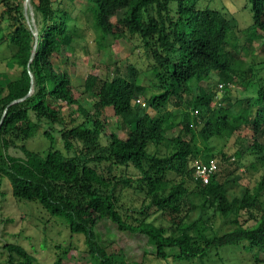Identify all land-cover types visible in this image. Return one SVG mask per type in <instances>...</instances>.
Listing matches in <instances>:
<instances>
[{
  "label": "trees",
  "instance_id": "obj_1",
  "mask_svg": "<svg viewBox=\"0 0 264 264\" xmlns=\"http://www.w3.org/2000/svg\"><path fill=\"white\" fill-rule=\"evenodd\" d=\"M32 3L43 21L38 37L22 8L5 3L8 12L20 16H14L10 34L16 47L12 62L20 71L0 86V187L3 178L9 179L14 197L40 203L72 235H83L92 264H146L130 261L122 250L109 252L97 231L103 220L121 232L145 236L155 247V258L166 264H226L222 252L237 249L260 262L264 66L244 65L238 47L229 49L237 27L233 13L206 0ZM244 9L251 16L250 39L260 40L264 51V0H244ZM120 11H127L126 30L145 43L154 84L143 87L135 69L130 77L90 75L85 90L97 99L92 112L81 105L83 92L69 72L57 70L52 59L72 52L82 20L93 21L102 32V46L105 30ZM213 73L223 82L224 98L201 84ZM233 84L243 92L229 100ZM138 100L147 107L135 105ZM65 106L77 112H69L70 123ZM110 108L129 127L126 138L107 131ZM42 120L63 125L61 139L72 156L55 147L49 131L45 137L51 142L44 152L22 144L38 135ZM171 131L175 134L169 137ZM232 139L236 151L229 155L226 146ZM11 148L26 157L10 155ZM251 156V167L259 165L261 176L254 185L242 184L235 171ZM211 159L218 162V171L204 184L195 178L194 163ZM129 194L132 199L124 202ZM5 249L7 264L36 261L22 245L10 243ZM171 249L178 251L171 255ZM71 253L64 249L55 264H66Z\"/></svg>",
  "mask_w": 264,
  "mask_h": 264
},
{
  "label": "rangeland",
  "instance_id": "obj_2",
  "mask_svg": "<svg viewBox=\"0 0 264 264\" xmlns=\"http://www.w3.org/2000/svg\"><path fill=\"white\" fill-rule=\"evenodd\" d=\"M206 1L210 2L213 7H224L234 15L237 27L233 29L234 33L228 46L229 49H233L234 46L238 47L244 65L255 63L257 66H264L262 42L250 39L252 33L249 32L248 28L251 23V16L244 9V0ZM5 3L13 7L19 5L22 8L26 22L32 27L36 37H38L43 26L42 18L36 14L32 0H3L0 3V86L3 87L15 79L20 71L12 62L16 47L10 40V34L16 22L14 16L19 18L20 16L15 11L8 12L9 6ZM126 17L127 11H120L112 17V27L105 30L106 38L103 40L102 46L99 39L102 32L96 30L94 22L80 21L81 37L73 42L72 52L62 51L55 54L52 59L57 70L69 72L77 88L81 93L83 92L80 97L81 105L89 111L93 112L97 100L93 93H87L85 90V82L90 75L100 78L101 76L112 78L116 75L130 77L131 73L136 70L135 74H138L139 83L143 87L150 88L149 86L154 84V76L150 69L151 63L145 50V43L126 30L122 24ZM201 84L208 89L219 90L220 98H224L223 89L225 88L222 87L223 82L217 73H213L207 81ZM230 90L229 100L241 96L243 92L242 86L237 84H233ZM135 105H138V101L135 102ZM164 111L161 110V112ZM69 112L73 116H76L77 112H72V109L70 110L66 106L63 108V114L67 116V121L70 123ZM190 112L196 113L193 110ZM106 120L108 132H117L121 138L127 137L129 127L124 126L111 108L107 111ZM62 127L63 125L42 120L38 135L22 144L31 151L44 152L51 142L45 137V132L49 131L55 138V147L72 156L73 153H68L64 148L60 134ZM174 134L175 131H171L168 136L172 137ZM226 150L229 155L235 153L236 147L233 139L226 146ZM8 153L19 158L26 157L21 149L11 148ZM252 162H254L252 156L242 160L241 167L235 171L237 181L242 184L250 182L254 185L259 180L261 172L257 170L260 166L251 167ZM91 165L94 166L93 163ZM96 167L101 171V166ZM131 199L132 196L129 194L124 198V202L129 203ZM97 231L109 252L122 250L132 262L139 263L144 260L146 264H166L164 261L155 258V247L150 245L143 235L121 232L108 220L100 221ZM10 243L22 245L35 256L34 264H55L59 256L63 254V250L69 248L72 253L71 256L64 258L63 261L66 264H92L83 235H72L68 225L60 218L53 217L44 211L40 203L14 197L12 183L9 179L3 178L0 187V264H7L8 262L9 254L5 246ZM177 251V249H171L168 252L172 255ZM146 252L148 254L144 256ZM222 254L226 264H264V254L259 257L260 262L248 252L239 249L223 251Z\"/></svg>",
  "mask_w": 264,
  "mask_h": 264
},
{
  "label": "built area",
  "instance_id": "obj_3",
  "mask_svg": "<svg viewBox=\"0 0 264 264\" xmlns=\"http://www.w3.org/2000/svg\"><path fill=\"white\" fill-rule=\"evenodd\" d=\"M138 103H142L138 100ZM143 107H147L145 103H142ZM195 178L200 180L204 184H208L218 171V162L215 159H211L207 162L197 160L194 163Z\"/></svg>",
  "mask_w": 264,
  "mask_h": 264
}]
</instances>
